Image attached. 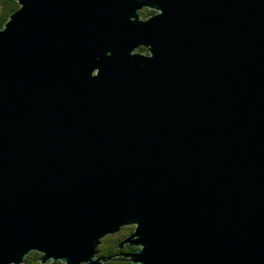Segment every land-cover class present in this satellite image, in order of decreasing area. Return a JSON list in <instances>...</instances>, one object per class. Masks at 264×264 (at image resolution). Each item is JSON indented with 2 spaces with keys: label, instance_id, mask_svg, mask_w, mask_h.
<instances>
[{
  "label": "water",
  "instance_id": "95a60500",
  "mask_svg": "<svg viewBox=\"0 0 264 264\" xmlns=\"http://www.w3.org/2000/svg\"><path fill=\"white\" fill-rule=\"evenodd\" d=\"M16 1L0 264H92L125 225L135 264H264V0Z\"/></svg>",
  "mask_w": 264,
  "mask_h": 264
},
{
  "label": "flooded vegetation",
  "instance_id": "af4514ba",
  "mask_svg": "<svg viewBox=\"0 0 264 264\" xmlns=\"http://www.w3.org/2000/svg\"><path fill=\"white\" fill-rule=\"evenodd\" d=\"M1 2L3 5L4 0H0V5ZM133 230L134 226L125 225L118 231L107 235L96 248L95 260L92 264H135L131 260V253L139 247L125 241V238ZM43 256V253L38 250H30L26 253L20 264H65L59 259L52 261V259H44Z\"/></svg>",
  "mask_w": 264,
  "mask_h": 264
},
{
  "label": "trees",
  "instance_id": "16d2710c",
  "mask_svg": "<svg viewBox=\"0 0 264 264\" xmlns=\"http://www.w3.org/2000/svg\"><path fill=\"white\" fill-rule=\"evenodd\" d=\"M18 8V3L16 0H4V4L0 5V28L2 26H4L5 22L8 20L9 15ZM145 12V11H144ZM142 12V14L144 13ZM148 14H151L149 12H146ZM146 13L144 14V16L146 15ZM137 50H139L140 52H144L146 51V48L141 46L139 47Z\"/></svg>",
  "mask_w": 264,
  "mask_h": 264
},
{
  "label": "rangeland",
  "instance_id": "374dc122",
  "mask_svg": "<svg viewBox=\"0 0 264 264\" xmlns=\"http://www.w3.org/2000/svg\"><path fill=\"white\" fill-rule=\"evenodd\" d=\"M144 11H145V12H144ZM142 12H144V13L142 14ZM146 12H149V13H151V14H148V13H146ZM157 12H158V11H157L156 9L143 8V9L141 10L140 17H141L142 19H144V18H147V16H150V15L155 14V13H157ZM145 13H146V15L144 16ZM146 50H147V49H146ZM137 51H139V50H137ZM133 52H134V51H133ZM141 53L148 54L147 51H144V52H141ZM129 226H131V225H129ZM132 226H134V225H132ZM18 264H20V263H18Z\"/></svg>",
  "mask_w": 264,
  "mask_h": 264
}]
</instances>
